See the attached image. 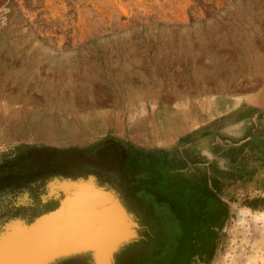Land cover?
Listing matches in <instances>:
<instances>
[{"label":"rangeland","instance_id":"obj_1","mask_svg":"<svg viewBox=\"0 0 264 264\" xmlns=\"http://www.w3.org/2000/svg\"><path fill=\"white\" fill-rule=\"evenodd\" d=\"M79 182L126 225L106 264H264V0H0V236Z\"/></svg>","mask_w":264,"mask_h":264},{"label":"bare ground","instance_id":"obj_2","mask_svg":"<svg viewBox=\"0 0 264 264\" xmlns=\"http://www.w3.org/2000/svg\"><path fill=\"white\" fill-rule=\"evenodd\" d=\"M34 129L35 137L61 144L82 135L72 125L58 129L40 125ZM59 185L73 199L64 196L66 201L63 198L52 216L45 214L29 227L7 226L0 236V264H40L50 256L80 247L92 250L95 264H106L105 249L126 228L120 209L107 193L96 190L90 183ZM74 196L86 199H74Z\"/></svg>","mask_w":264,"mask_h":264},{"label":"crops","instance_id":"obj_3","mask_svg":"<svg viewBox=\"0 0 264 264\" xmlns=\"http://www.w3.org/2000/svg\"><path fill=\"white\" fill-rule=\"evenodd\" d=\"M86 181L89 182L90 180H86ZM104 191H105V190H104ZM106 192H107V191H106ZM67 193H68V192L66 191V195H65V197L67 196V198H68L69 196H68ZM110 193H111V192H110ZM107 194H108V193H107ZM65 197H64V199H65ZM72 197H73V196H72ZM77 197H78V196H74V199H75V198H76V199H79V198H80V199L83 200V201H85L84 199H86V198H82V197H78V198H77ZM69 198H70V197H69ZM64 199H62V200H64ZM71 199H73V198H70V199H67V200H71ZM62 200H61V202H63ZM64 201H66V199H65ZM87 201H89V200H87ZM116 205H117V204H116ZM53 213H54V212H53ZM53 213H49L48 215H51V216H52ZM54 215H55V214H54ZM91 253H92V250H91ZM92 258H93V256H92Z\"/></svg>","mask_w":264,"mask_h":264}]
</instances>
